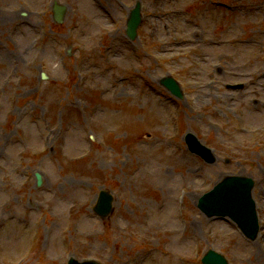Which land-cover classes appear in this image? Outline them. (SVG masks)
Returning <instances> with one entry per match:
<instances>
[{
  "label": "rangeland",
  "instance_id": "rangeland-1",
  "mask_svg": "<svg viewBox=\"0 0 264 264\" xmlns=\"http://www.w3.org/2000/svg\"><path fill=\"white\" fill-rule=\"evenodd\" d=\"M226 1L0 0V264H200L209 248L264 264V105H252L264 102V0ZM166 75L181 100L159 84ZM239 80L253 90L225 88ZM186 132L217 161L191 153ZM228 174L254 180L255 240L197 208ZM100 189L114 196L106 218L93 211Z\"/></svg>",
  "mask_w": 264,
  "mask_h": 264
},
{
  "label": "water",
  "instance_id": "water-1",
  "mask_svg": "<svg viewBox=\"0 0 264 264\" xmlns=\"http://www.w3.org/2000/svg\"><path fill=\"white\" fill-rule=\"evenodd\" d=\"M61 10L63 7L55 6V11L61 19ZM139 20V19H138ZM136 23L133 25L135 27ZM172 87H175L171 81ZM173 89V88H172ZM191 149L200 153L207 161H213L210 150L202 146L195 138L188 141ZM251 179L241 176L225 177L215 188L205 194L199 200V206L208 216L227 214L234 215L244 232L250 237L255 238L258 230V224L254 211V204L250 197ZM96 210L101 215H106L110 211V197L106 192H101L99 203ZM205 264H226L225 260L213 251H209L203 259ZM70 264H96V263H77L71 260Z\"/></svg>",
  "mask_w": 264,
  "mask_h": 264
},
{
  "label": "bare ground",
  "instance_id": "bare-ground-1",
  "mask_svg": "<svg viewBox=\"0 0 264 264\" xmlns=\"http://www.w3.org/2000/svg\"><path fill=\"white\" fill-rule=\"evenodd\" d=\"M10 15V14H9ZM11 17H13V18H18V15L15 13V12H13L11 15H10ZM2 17V16H1ZM164 174V173H163ZM165 175H168V174H166L165 173ZM222 176V175H221ZM221 176H219V178L221 177ZM198 197V196H197ZM196 199V198H195ZM157 223V222H156ZM160 225H161V222H160ZM194 224H192V226H193ZM139 256H135V259H137Z\"/></svg>",
  "mask_w": 264,
  "mask_h": 264
}]
</instances>
